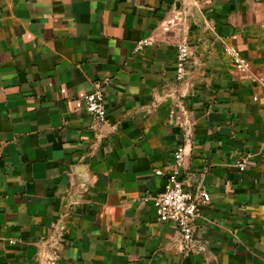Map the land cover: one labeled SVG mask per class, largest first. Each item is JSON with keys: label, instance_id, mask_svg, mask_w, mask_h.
I'll return each mask as SVG.
<instances>
[{"label": "crops", "instance_id": "obj_1", "mask_svg": "<svg viewBox=\"0 0 264 264\" xmlns=\"http://www.w3.org/2000/svg\"><path fill=\"white\" fill-rule=\"evenodd\" d=\"M253 77L264 80V0H0V264H264ZM97 89L106 124L79 109ZM179 147L182 188L210 197L187 249L143 200L164 191L155 171Z\"/></svg>", "mask_w": 264, "mask_h": 264}, {"label": "built area", "instance_id": "obj_2", "mask_svg": "<svg viewBox=\"0 0 264 264\" xmlns=\"http://www.w3.org/2000/svg\"><path fill=\"white\" fill-rule=\"evenodd\" d=\"M176 18H171L169 24L175 26ZM151 44L150 39H143L138 42L136 50H140L143 46ZM225 54L228 55L238 73H244L249 69V63L240 57L238 50L234 46H226ZM190 61V49L185 41H181L176 45L175 56V78L178 82H184L189 76L188 64ZM264 87V80L253 77ZM105 83H109L106 79ZM87 113L98 124H106L107 115L104 104V96L101 89H97L93 93L83 97V104L79 108ZM185 159L184 147H179L173 154V162L168 167L167 174L161 170H156L155 174L165 176L166 182L164 191L156 196H145L144 201L151 200L155 211L156 220L160 223H169L178 230L181 245L184 249L190 247L193 234L194 222L199 216L200 209L209 203L210 197L203 190L187 191L184 190L179 181L180 170L183 168ZM235 166L240 172L245 171L247 167V158L238 157Z\"/></svg>", "mask_w": 264, "mask_h": 264}]
</instances>
